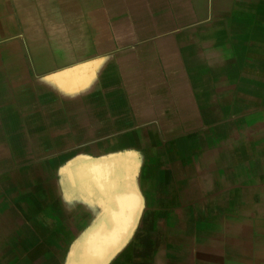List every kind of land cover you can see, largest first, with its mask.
I'll use <instances>...</instances> for the list:
<instances>
[{"label":"rangeland","instance_id":"rangeland-1","mask_svg":"<svg viewBox=\"0 0 264 264\" xmlns=\"http://www.w3.org/2000/svg\"><path fill=\"white\" fill-rule=\"evenodd\" d=\"M257 44L264 0H0V264H264V143L238 152L232 129L233 78ZM109 80L128 99L113 137L128 139L130 197L144 168L145 200L123 243L89 249L106 206L65 169L87 143L108 142V121L59 136L79 105L55 129L42 106L104 93ZM208 220L233 249L194 250Z\"/></svg>","mask_w":264,"mask_h":264},{"label":"crops","instance_id":"crops-1","mask_svg":"<svg viewBox=\"0 0 264 264\" xmlns=\"http://www.w3.org/2000/svg\"><path fill=\"white\" fill-rule=\"evenodd\" d=\"M257 48L254 51V57L249 58V62H246L244 66H240V71L238 76L233 79L234 84L238 82L239 91V102L240 106L235 109V117L233 118L236 124L233 125L234 130V140L233 145L238 147V152L242 151V146L257 145L259 143H264V44H257ZM250 56V57H251ZM125 89L123 88L122 82L118 81H108V88L104 90V93L88 92L81 96V94L74 96L72 98H65L61 96H48L45 99V104L42 108L45 110L44 115L47 116V121L52 122L51 127L55 129L54 123H65L68 113L67 104L68 102H73V104L79 105L76 110H74V120H76V127L72 130H64L62 127H58L59 131L56 133L60 135H66L71 138H80L85 133L86 129L96 128L95 124L96 116H101L105 121H108V142L97 144V143H87L86 147L83 149L87 155H96L97 153L108 152L109 163L115 168V171L121 172L126 170L128 173V167L130 164L129 158L126 154H123L126 148L129 147L128 139H124L120 135L114 136V129H118L117 121L121 118L123 110L125 115L127 114V97H124ZM103 95V96H100ZM126 96V93H125ZM102 97L103 105L98 106L97 98ZM83 105V107H81ZM83 122V127L81 126ZM116 122V126L113 124ZM64 125V124H63ZM119 130V129H118ZM119 132V131H115ZM86 139V138H85ZM121 153L120 159L116 154ZM115 153V154H114ZM84 159L83 161H90V159ZM112 159V160H110ZM82 161V162H83ZM126 161V162H125ZM142 168V167H141ZM117 169V170H116ZM117 173V172H116ZM129 175V174H128ZM128 175L125 178H128ZM140 181L137 179V184L134 189L137 198L144 201L145 195V173L144 168L139 172ZM118 176V175H117ZM120 176V174H119ZM118 178V177H117ZM118 184V182H116ZM116 184L114 186H116ZM121 186L126 189L122 191L128 192L130 194L128 185L126 184V179L121 182ZM127 186V187H126ZM131 191V192H133ZM94 190L92 191V193ZM127 193V195H129ZM91 194V193H90ZM218 198L223 202V198L220 195V190L217 193ZM95 194H92L93 197ZM80 204L82 202L78 201ZM88 204H90L88 202ZM87 204H82L85 207ZM83 216L87 215V210H79ZM83 212V213H82ZM207 215L211 212L207 211ZM91 214V213H89ZM209 221V220H208ZM264 227V224L262 225ZM197 231H195V238L192 239L194 250H226L227 248L233 249V246L229 245V240L231 237L225 235L226 227L221 221L220 226H212L211 221H203L200 226H197ZM224 254V251H223Z\"/></svg>","mask_w":264,"mask_h":264},{"label":"bare ground","instance_id":"bare-ground-1","mask_svg":"<svg viewBox=\"0 0 264 264\" xmlns=\"http://www.w3.org/2000/svg\"><path fill=\"white\" fill-rule=\"evenodd\" d=\"M74 164L68 165L67 168L65 169V175L68 177V179L71 180L72 182L73 181L84 182V179L92 181L95 184L96 193H97L99 200L101 202H104L106 206V208L104 207L105 211H103L100 215L101 220L99 221L98 225L94 226L93 228L94 230L87 237L86 241L88 242L89 249L94 248V246L97 244H102L105 250L118 247L121 243L124 242V241H121L123 237L125 236V238H127L126 234L129 233L128 225L132 223V221L134 220L136 216L137 206L139 202V198H137L136 195H134L133 197H130L131 194H129L128 192L122 191L125 188L124 186L123 187L121 186V182H123L126 179L125 176L128 175L127 171L126 170H122L121 172L115 171V168L112 166V163H109L108 158L106 160H100V161H97V160L89 161L88 160V161L80 162L76 165ZM116 182H118V184L117 186H114ZM134 192L135 191H133V193ZM127 193L129 195H127ZM90 229H92V227Z\"/></svg>","mask_w":264,"mask_h":264}]
</instances>
